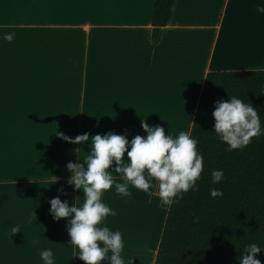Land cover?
<instances>
[{
    "label": "crops",
    "instance_id": "obj_1",
    "mask_svg": "<svg viewBox=\"0 0 264 264\" xmlns=\"http://www.w3.org/2000/svg\"><path fill=\"white\" fill-rule=\"evenodd\" d=\"M241 1L176 0L155 41L156 0H0V36L15 33L0 39V264H44V248L56 264H86L69 245L71 217L55 220L49 201L83 203L67 164L84 161L91 140L57 133L112 131L131 141L146 137L142 120L191 133L208 72L264 69L261 23L231 28ZM129 190L103 193L117 212L107 226L122 233L125 264H155L170 204L154 179L151 194Z\"/></svg>",
    "mask_w": 264,
    "mask_h": 264
},
{
    "label": "clouds",
    "instance_id": "obj_2",
    "mask_svg": "<svg viewBox=\"0 0 264 264\" xmlns=\"http://www.w3.org/2000/svg\"><path fill=\"white\" fill-rule=\"evenodd\" d=\"M255 9L257 13L264 14V0H257ZM14 35L12 32L4 33L0 39L11 42ZM229 97L215 102L214 132L227 145L228 151L243 150L252 137L264 135V126L258 109L252 103H246L236 95L229 94ZM141 126L147 133L146 137L137 134L131 141L125 135L112 131L92 136L83 133L74 138L57 133L74 144L83 145L91 140V151L85 160L67 164L71 172L68 183L83 191V203L78 205L79 197L71 205L59 196L49 201L50 214L55 220L71 217L67 221L69 245L79 249L73 257L78 256L86 264H103L105 259L110 264H125L121 256L124 247L122 233L113 231L106 223L107 217L116 216L117 212L102 200L103 193L113 184L117 193L130 197L129 185L151 194L154 179L158 181L160 201L165 205L173 203L174 198L182 197L189 190H198L197 180L203 171V155L197 149L198 140L188 131H180L175 136L166 134L163 126H150L146 120H142ZM125 152L129 159L124 158ZM114 162L115 168L110 170ZM113 172L121 174L123 182L114 181ZM224 178L223 169H212L213 184L222 182ZM209 195L213 199L222 197L223 189L211 187ZM20 230L17 225L10 226L11 233ZM262 251L264 246L256 242L247 244L237 257L239 264H262L256 258V254ZM40 257L44 264H56L51 248L42 249Z\"/></svg>",
    "mask_w": 264,
    "mask_h": 264
},
{
    "label": "trees",
    "instance_id": "obj_3",
    "mask_svg": "<svg viewBox=\"0 0 264 264\" xmlns=\"http://www.w3.org/2000/svg\"><path fill=\"white\" fill-rule=\"evenodd\" d=\"M175 1L156 0L155 41L169 23ZM260 93H264V69L208 72L190 133L203 155L199 187L170 204L155 264H239L237 257L247 244L264 246V135L252 137L243 150L228 151L213 128L215 102L230 99L229 94L252 103L264 126ZM214 168L224 171L220 183L212 182ZM211 187L222 188L224 195L213 199ZM256 258L264 264V251Z\"/></svg>",
    "mask_w": 264,
    "mask_h": 264
},
{
    "label": "bare ground",
    "instance_id": "obj_4",
    "mask_svg": "<svg viewBox=\"0 0 264 264\" xmlns=\"http://www.w3.org/2000/svg\"><path fill=\"white\" fill-rule=\"evenodd\" d=\"M256 3H257V0H242L240 2V6H237L236 8L237 14L235 15V19L231 25V28H233V31H239V29H242V28L246 29L249 27H250L249 29H254V28L256 29L259 23H261L260 24L261 32L263 31L264 14H259L256 12V9H255ZM227 46H228V42H227ZM226 53H227V56L229 57L231 56V52L226 51Z\"/></svg>",
    "mask_w": 264,
    "mask_h": 264
},
{
    "label": "rangeland",
    "instance_id": "obj_5",
    "mask_svg": "<svg viewBox=\"0 0 264 264\" xmlns=\"http://www.w3.org/2000/svg\"><path fill=\"white\" fill-rule=\"evenodd\" d=\"M264 29V28H263ZM231 32H232V29H231ZM230 35H231V33H230ZM261 64H264V60H261Z\"/></svg>",
    "mask_w": 264,
    "mask_h": 264
}]
</instances>
